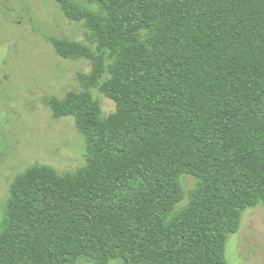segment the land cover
Here are the masks:
<instances>
[{
  "label": "trees",
  "instance_id": "16d2710c",
  "mask_svg": "<svg viewBox=\"0 0 264 264\" xmlns=\"http://www.w3.org/2000/svg\"><path fill=\"white\" fill-rule=\"evenodd\" d=\"M55 1L92 46L47 37L91 62L80 90L45 99L84 165L16 175L0 264H226L243 213L264 208V0Z\"/></svg>",
  "mask_w": 264,
  "mask_h": 264
},
{
  "label": "rangeland",
  "instance_id": "374dc122",
  "mask_svg": "<svg viewBox=\"0 0 264 264\" xmlns=\"http://www.w3.org/2000/svg\"><path fill=\"white\" fill-rule=\"evenodd\" d=\"M74 1L96 9L84 0ZM47 37L91 46L83 25L68 20L55 0H0V218L16 175L34 165L61 174L84 165V142L73 119L54 118L45 99L80 90L77 75L89 73L91 62L60 58ZM92 95L105 115L114 112L112 100L97 90ZM195 184L191 176L181 178L185 198ZM184 203L185 199L178 207ZM225 261L264 264L262 205L243 213L239 230L228 236ZM109 264L122 261L116 258Z\"/></svg>",
  "mask_w": 264,
  "mask_h": 264
}]
</instances>
